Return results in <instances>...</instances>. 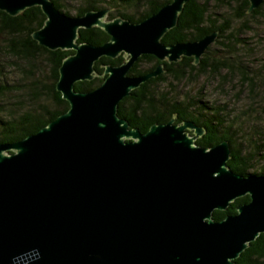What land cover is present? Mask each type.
<instances>
[{"label":"water","instance_id":"water-1","mask_svg":"<svg viewBox=\"0 0 264 264\" xmlns=\"http://www.w3.org/2000/svg\"><path fill=\"white\" fill-rule=\"evenodd\" d=\"M187 1L131 22L105 20L107 9L66 15L52 0H0L10 16L38 6L45 20L31 37L50 50H72L55 83L67 110L0 143V264H234L264 233V175L230 170L227 140L202 147L195 140L205 130L191 120L173 116L142 132L117 114L120 100L164 71L162 61L197 64L215 41L213 31L163 43ZM263 1L249 0L247 12ZM93 26L108 40L77 42L78 29ZM120 54L125 61L105 64L98 86L75 90L97 75L95 61ZM142 55L161 63L128 74ZM244 195L249 200L234 214L212 218Z\"/></svg>","mask_w":264,"mask_h":264},{"label":"trees","instance_id":"trees-1","mask_svg":"<svg viewBox=\"0 0 264 264\" xmlns=\"http://www.w3.org/2000/svg\"><path fill=\"white\" fill-rule=\"evenodd\" d=\"M52 1L56 8L66 15H71V11L73 15H82L89 10L107 9L108 20L121 17L138 22L171 0ZM73 2L78 3L73 9L66 7ZM209 5H213L219 11L222 8L229 9L230 13L224 15V11H221L223 14L220 13L219 16L222 19L217 23L216 16L219 12ZM263 5L264 1L251 12H247L249 0H188L178 15L177 25L168 30L161 40L165 44L192 41L216 31L214 42L230 50L234 43L238 42L236 38L225 35L226 31L232 29L231 20L254 17L260 13ZM111 8L114 11H110ZM44 20L45 16L38 6L26 8L15 16L0 10V143H11L35 133L68 108L67 101L62 99L61 94L55 89V83L61 61L72 50H50L39 45L31 37V33L41 27ZM108 38L109 36L97 26L78 29L77 42L99 45ZM209 48L210 45L197 64H193L192 57H182L177 62L170 63L162 61L164 71L148 79L133 89L129 96L120 100L117 114L125 118L130 127H137L142 132L152 123L166 122L173 116L177 123L191 120L205 130L202 136L195 140L197 145L209 147L223 140L229 142L230 156L227 165L230 170L241 175H264V166L259 170L253 167L257 156L251 152V147L239 148L236 141L237 133L233 129L234 116L230 117L224 107L208 105L207 102L190 96L179 98L170 91L172 81H183L194 72H209L214 75L221 69L225 70V74L237 69L247 83L253 84L255 77L251 75L247 77L246 72L236 63L229 62L227 57L222 61L216 59L210 61ZM142 60L150 62V65L143 69L139 68ZM123 61L122 54L115 58L100 57L94 63L97 75L89 81L75 82V90L88 91L98 86L104 78V65H117ZM40 63L49 68L45 79H40V76H43L38 69ZM159 63L161 62L152 55H142L128 73L132 75L146 73ZM14 72H18L17 78L9 76ZM241 132L240 136H244L245 131L242 129ZM248 200V195L236 198L225 210H213L212 218L218 221L228 214H234L236 206ZM234 264H264V233H260L249 243L234 260Z\"/></svg>","mask_w":264,"mask_h":264},{"label":"rangeland","instance_id":"rangeland-1","mask_svg":"<svg viewBox=\"0 0 264 264\" xmlns=\"http://www.w3.org/2000/svg\"><path fill=\"white\" fill-rule=\"evenodd\" d=\"M77 4L73 2L66 7L73 9ZM209 6L214 8L213 5ZM111 9L110 11H114ZM221 11H224V15L230 13L229 9L222 8ZM221 11L217 10L219 12L216 16L217 23L221 22L222 17L219 16L220 13L223 14ZM70 13L73 15L72 11ZM107 15L105 20H108ZM231 27L232 29L226 31L225 35H230L241 43H234V47L228 50L221 44L213 42L208 50V58L210 61L212 59L222 61L227 57L229 62L236 63L245 71L247 77L250 75L255 77L253 84L247 83L237 69L226 74L225 70L221 69L214 75L209 72H194L183 81H172L170 91L179 98L190 96L207 102L208 105L224 107L230 117L234 116L233 129L237 133L236 141L239 148L251 147V152L257 156L253 167L259 170L264 166V5L260 13L254 17L232 19ZM122 57L124 61L127 58L123 54ZM149 65L150 62L142 60L139 68L143 69ZM38 69L43 73L40 79H45L49 72L48 66L40 63ZM9 76L17 78L18 72ZM242 129L245 131L244 136H240Z\"/></svg>","mask_w":264,"mask_h":264},{"label":"flooded vegetation","instance_id":"flooded-vegetation-1","mask_svg":"<svg viewBox=\"0 0 264 264\" xmlns=\"http://www.w3.org/2000/svg\"><path fill=\"white\" fill-rule=\"evenodd\" d=\"M129 74V73H128Z\"/></svg>","mask_w":264,"mask_h":264}]
</instances>
